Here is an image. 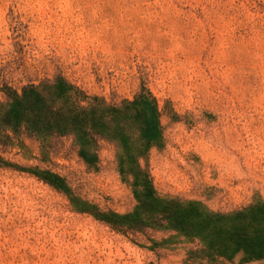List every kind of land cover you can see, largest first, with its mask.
<instances>
[{"label": "rangeland", "instance_id": "374dc122", "mask_svg": "<svg viewBox=\"0 0 264 264\" xmlns=\"http://www.w3.org/2000/svg\"><path fill=\"white\" fill-rule=\"evenodd\" d=\"M56 76L115 104L150 91L161 134L136 180L102 136L11 132L0 264H264V0H0V85ZM150 185L211 217L205 231L95 217Z\"/></svg>", "mask_w": 264, "mask_h": 264}, {"label": "trees", "instance_id": "16d2710c", "mask_svg": "<svg viewBox=\"0 0 264 264\" xmlns=\"http://www.w3.org/2000/svg\"><path fill=\"white\" fill-rule=\"evenodd\" d=\"M0 93L4 95V99L0 98V144L11 139V132H27L40 138L74 134L84 146L99 135L117 144L121 167L134 161L136 180L144 173L138 159L161 134L156 99L145 89L134 99L115 104L91 96L65 77L56 76L21 88L3 84ZM81 156L91 162L85 147L81 148ZM36 175L53 185L63 180L50 173L56 180L44 174ZM83 211L92 213L90 209ZM95 217L124 231L167 227L170 223L173 229L189 235L204 232L211 222V217L199 216L191 202L159 196L151 185L131 212H99Z\"/></svg>", "mask_w": 264, "mask_h": 264}]
</instances>
